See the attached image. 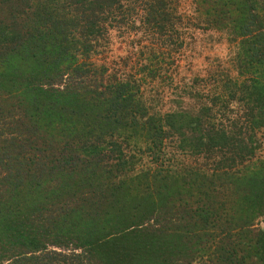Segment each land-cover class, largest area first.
Masks as SVG:
<instances>
[{
    "label": "trees",
    "instance_id": "16d2710c",
    "mask_svg": "<svg viewBox=\"0 0 264 264\" xmlns=\"http://www.w3.org/2000/svg\"><path fill=\"white\" fill-rule=\"evenodd\" d=\"M193 5L0 0V264H264V0ZM188 25L235 74L178 81Z\"/></svg>",
    "mask_w": 264,
    "mask_h": 264
},
{
    "label": "rangeland",
    "instance_id": "374dc122",
    "mask_svg": "<svg viewBox=\"0 0 264 264\" xmlns=\"http://www.w3.org/2000/svg\"><path fill=\"white\" fill-rule=\"evenodd\" d=\"M180 5V11L185 15L188 16L190 19L194 14V0H178ZM194 25V23H193ZM195 26V25H194ZM192 27L191 25L186 26V40H187V47L184 48V58L180 59L177 62L176 69L178 74H180L178 81H185L186 77L191 78L194 75H204L208 70L218 73V75L222 74V72H229L233 71L234 68L231 62V57L233 59L234 55L237 54V49H233V46L228 44L227 36H223L220 33L214 31H200ZM118 36H115V39ZM124 41V40H123ZM126 42H122L119 39L115 41V49L112 55H115L114 59H118L119 56L121 57H128L129 49L125 46ZM173 71V72H174ZM169 86V85H168ZM159 90L164 91L163 85H155L152 90V87H149L147 92V97L151 99L153 96L156 97L159 95ZM166 96H168L166 101L168 100H177L175 104H171L168 102V110H172L173 106L179 105H186L183 104L179 98V93L174 92L172 89H166ZM153 95V96H152ZM162 97V94H161ZM159 100V98H157ZM164 106L163 103L156 102L155 105L159 106L162 109L161 105ZM190 105V104H189ZM188 105V106H189ZM172 106V107H171ZM171 107V108H170Z\"/></svg>",
    "mask_w": 264,
    "mask_h": 264
}]
</instances>
